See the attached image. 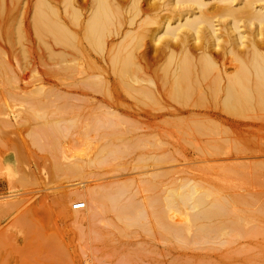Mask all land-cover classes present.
<instances>
[{"label":"bare ground","instance_id":"1","mask_svg":"<svg viewBox=\"0 0 264 264\" xmlns=\"http://www.w3.org/2000/svg\"><path fill=\"white\" fill-rule=\"evenodd\" d=\"M148 65H155V68ZM53 74L61 75V79L56 78L59 82L69 80L63 86L74 87L68 91L76 88L77 92L81 88L92 94L108 93L110 86L117 84L139 105L155 106L158 112L155 118H162L159 120L161 127L174 129L170 132L160 130L172 133L173 137H177L179 131L208 132L211 137H216H212L211 142L225 143L227 138L223 135L227 132L254 128L264 131V0H0V95L5 94L8 100H26V104L30 101L28 105L33 103L32 108L50 95H58L56 99L73 95L65 91V87L63 91V88L46 85L48 81L44 76ZM103 107L101 110L107 109ZM106 111V114L114 113ZM104 119H93L90 128L86 126L101 133L109 130L112 139L85 161H71L60 155L66 162L61 164L60 159L56 162L59 172L82 173L84 167L106 164L109 158L121 152L120 147L127 141L124 139L126 132L115 128V124L121 125L120 121ZM6 121L7 125L11 124ZM63 126L54 123L45 129L63 133L71 124ZM137 126L127 131L137 129ZM155 128L158 127L149 129L155 131ZM155 134H151V138ZM169 135L166 139L172 137ZM171 174L172 171L169 176ZM154 175L144 176L143 184H139L145 185L142 190L150 194L145 196H138L140 189L138 191L135 183V189L130 191L129 183L134 179L127 180L129 186L112 181L93 184L85 190L77 188L79 191H75L74 188L67 196L81 199L84 208L70 211L69 221L92 226L99 222L101 229L114 228L112 231L118 228L120 231L117 229L119 232L116 230L115 233L124 234V238L118 235L123 240L132 234L128 230L130 227L137 230L142 227L139 233L144 232L149 239L157 240L154 242L165 241L167 244L166 239L170 238L182 251L183 248L191 250L190 255L178 252L177 257L183 264L192 260H197L198 264L208 263L211 259L214 262L216 256L213 254L220 247L234 244L237 246L232 253L246 254L247 244L236 240L238 236L248 235L242 216L238 214L242 212L235 208L237 196H230L233 193L222 195L223 188L220 192L219 187L215 186L216 189L210 184L211 181L194 176H170L168 182L157 185L158 177ZM13 203H8L9 210L10 204L17 207V203ZM56 204L64 210L62 198H58ZM108 213L116 224L107 217L104 219ZM147 230L162 238L157 235V239L151 238ZM134 232L136 240L139 237ZM97 233L95 235L100 238L106 236ZM138 247L135 245L136 249ZM141 247L142 251L146 248ZM128 249L133 252L134 247ZM160 251L168 257L171 255ZM138 252H141L139 248L133 253L138 255ZM126 255L122 258L127 264L131 262L126 258L130 261V258H136L135 255L125 258ZM145 256H142L143 260ZM104 257V260L114 258L105 254ZM122 258L114 264H122ZM132 262L136 263L133 259Z\"/></svg>","mask_w":264,"mask_h":264},{"label":"rangeland","instance_id":"2","mask_svg":"<svg viewBox=\"0 0 264 264\" xmlns=\"http://www.w3.org/2000/svg\"><path fill=\"white\" fill-rule=\"evenodd\" d=\"M153 66L155 68V65ZM153 66L149 67L152 68ZM57 75L53 74L51 75L52 77L44 76V79L47 78L46 80L48 81L46 85L55 88L60 87V90L65 87V91L67 90V92L73 94L71 96L74 97L75 101L70 95H68L70 97L65 96L68 100L63 97L66 101L62 98L56 99L58 95H55L56 97H50V95L47 96L48 99L51 102L55 101V103L50 104V100L46 98V100L43 99L41 101L44 108L41 103H38L39 106L34 103L36 108L35 106L32 108L30 106L33 103L28 105L30 102L28 100L26 104V100L23 102L21 99L22 103L19 99L20 102L16 98L8 100L5 94H1L4 96L0 95V264H114L115 260L119 259L117 261H120L122 256L124 257L126 254L125 258L135 255L139 259L130 258V261L126 258V261L131 262L130 264H134L132 259L136 262L135 264H178V262L183 264L182 259L177 257L178 252L190 255L192 253L191 250L183 248L184 251H182L181 247L176 246L177 243H173L170 238L165 236L163 238H168L166 241H168L167 244L170 247L165 241V243H159L158 241V244L154 242L157 240L153 236L157 239L156 235L158 237L161 235L154 234L155 232L151 230L146 232L150 233V237L154 240L149 239L144 232L140 234V227L137 226L138 230L136 227H133L136 229H131L132 227H130L128 230L132 234L125 233V235H129L126 237L129 239L127 241L126 238L124 240L120 238L124 234L121 235L119 233L120 237L118 238L119 234L115 233L118 228L112 231L114 228L110 230L103 227L106 229L104 230L97 224L99 222L92 226L88 224L77 225L69 221L70 211H72L70 209L71 202H80L81 200H74L72 196H67L70 195L74 188H76L74 189L75 191L85 190L90 185L108 184L112 181H119L128 185L129 180L134 179L133 182L131 181L132 183H129L131 187L129 188V185H126V187L132 191L136 185L135 187L138 191L140 189V195L139 192L137 193L138 196H145L150 194L145 192V189L142 190L141 187L144 188L145 185L141 186L143 184L141 180H145L144 176H155L154 174H157L156 176L159 178H156L157 181L155 180L157 185L168 182L170 176H194L211 181L210 184L214 188H216L215 186L219 187L218 189L216 188L217 190L223 188L222 195L233 193L230 196H237L235 197L238 199L235 202V208L242 212L238 214L242 216L248 235L243 233L246 236H238L236 240L239 239L238 242L247 244L246 254L241 256L238 252L237 255L236 251L232 253L237 244L229 245L227 248L223 246L224 248L220 247L221 249L217 247L219 250L217 249L218 251L215 250L213 252L217 251L216 254L212 253L216 256L214 262L212 259V261L209 260L208 257L209 261L206 259L208 263L202 264H264L263 130L258 128L254 130V128L251 131L249 129L248 131L242 130L244 132H227L223 135L224 137L226 136L227 140L229 139L225 143L211 142L212 137L215 136L211 137L210 134H207L208 132H202L204 134L202 135L200 132L179 131L180 133L176 134L177 137H173V134L169 132L174 131V129L171 127L166 129L167 127L165 128L163 124L162 128L160 125V119L162 118H155L158 113L155 111V106L139 105L127 95L128 93L122 91L117 84L111 85L108 93L102 91L100 94H96V92L92 94V91H86V88H84L86 90L78 88L77 92L75 91L77 90L76 88L68 91L72 86L63 85H66L64 83H69V80H66V82L60 80L62 84L56 80V78L61 79V75ZM54 76L55 79H53ZM82 96L84 99H81ZM89 97L95 101L90 100ZM52 99L54 100L52 101ZM61 99L62 101L60 102ZM46 101L49 102L47 103ZM101 105L107 109L101 110ZM106 110L113 111V115L106 114ZM93 119L112 120L118 123L120 121L121 125L115 124V128L118 127V129L124 130L126 132L124 139L127 140L126 142L124 139L122 141L125 144L123 143L120 147V155L116 156L119 154L117 153L112 158L113 160L109 158L107 160L108 163L99 165L100 167H84L82 173L75 175H69L63 170L59 172L57 170L59 169V164H56V162L59 159L61 164L66 162L61 158L62 156L67 157L71 161H85L93 157L102 146L112 139V132L109 130H103L102 133L101 131L89 130L90 124L94 121ZM6 120L11 122V124L7 125ZM53 122L55 124H64L65 127L70 123L71 126H68V129L63 133L45 129L48 125L54 124ZM136 125L142 126H137V129L134 127L135 130H133L134 128L130 129L131 132L127 131ZM153 126L158 128H155V131L150 130L153 129ZM145 127L148 128V131ZM160 128L169 132L163 133ZM42 130L44 131L42 132ZM36 133L38 135L35 136L34 134ZM153 133H156L155 135L159 139L162 137V139L158 140L154 135V138H151ZM127 134L129 139H127ZM167 134H171L172 137H167L166 139ZM200 134L201 136H199ZM143 135L147 137L144 139ZM175 138H178V140L176 139V141ZM208 139L211 143L208 142ZM154 157L157 158L158 162L153 160ZM55 169L56 171H54ZM171 171L172 174L169 176ZM163 175H165V179H162L161 176ZM224 190L229 191L224 192ZM142 191L147 194L143 193V195ZM219 191L222 192V190ZM71 197L73 201L70 199ZM58 198H62V202L65 204L63 212L56 204ZM12 202H15L13 203L14 205L17 203V207L15 208V206L10 204L9 210L8 203ZM6 210L10 213L6 212ZM6 213L9 214L7 215ZM105 218L111 219L116 224L111 214L108 213L104 216ZM124 230L122 229L121 231L125 232ZM132 230L137 232L135 235L139 238L136 240L133 232H131ZM107 231L110 234L113 232L111 237L113 240L110 239L111 235ZM95 232H98V235L106 234L107 236L109 234V237L105 236V240L103 236L100 238L95 235ZM161 238L158 239L164 240ZM137 242L140 244L137 245ZM169 242L173 243L172 245L174 246L171 247ZM135 245L139 246L138 248L142 252V254L138 252L140 257L138 256L139 254H135L138 250ZM140 246H142L141 248L146 247L143 249L144 251L140 249ZM129 247L131 249L134 247L133 252L135 253L128 249ZM153 248L158 249V251ZM126 250L129 252L127 253ZM148 250L150 251L148 252ZM160 250L166 251L171 255L168 257V254L165 255ZM130 251L133 254H130ZM145 251L149 254L156 251V254L154 253L156 256L154 257V254L150 256L152 253L147 255V252L144 254L143 252ZM114 252L115 254L112 255ZM104 254L110 257L114 256V258L108 257L109 260L108 258L104 260L106 257H104ZM157 254L162 259L158 258ZM162 254L166 257H163ZM117 256H121V258ZM142 256H145L144 260ZM171 258H174V260ZM121 262H123V258ZM185 262L184 264H198L197 260L195 262L194 260ZM125 263L123 262L122 264Z\"/></svg>","mask_w":264,"mask_h":264},{"label":"built area","instance_id":"3","mask_svg":"<svg viewBox=\"0 0 264 264\" xmlns=\"http://www.w3.org/2000/svg\"><path fill=\"white\" fill-rule=\"evenodd\" d=\"M83 208H84L83 202H76L72 204V206L70 207L72 211H79V210H82Z\"/></svg>","mask_w":264,"mask_h":264}]
</instances>
